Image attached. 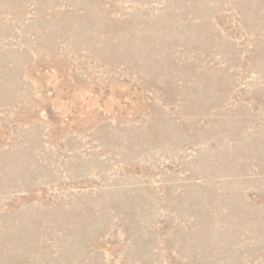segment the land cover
I'll use <instances>...</instances> for the list:
<instances>
[{"label": "rangeland", "instance_id": "1", "mask_svg": "<svg viewBox=\"0 0 264 264\" xmlns=\"http://www.w3.org/2000/svg\"><path fill=\"white\" fill-rule=\"evenodd\" d=\"M0 264H264V0H0Z\"/></svg>", "mask_w": 264, "mask_h": 264}]
</instances>
